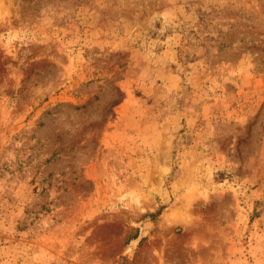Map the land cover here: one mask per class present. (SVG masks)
Masks as SVG:
<instances>
[{"label":"rangeland","instance_id":"obj_1","mask_svg":"<svg viewBox=\"0 0 264 264\" xmlns=\"http://www.w3.org/2000/svg\"><path fill=\"white\" fill-rule=\"evenodd\" d=\"M0 264H264V0H0Z\"/></svg>","mask_w":264,"mask_h":264}]
</instances>
